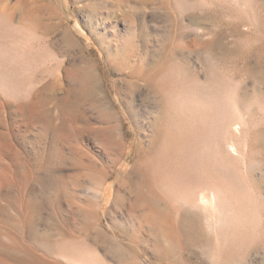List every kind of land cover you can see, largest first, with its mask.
<instances>
[{
	"label": "rangeland",
	"instance_id": "obj_1",
	"mask_svg": "<svg viewBox=\"0 0 264 264\" xmlns=\"http://www.w3.org/2000/svg\"><path fill=\"white\" fill-rule=\"evenodd\" d=\"M1 50L0 264H264V0H0ZM132 135L219 208L127 214Z\"/></svg>",
	"mask_w": 264,
	"mask_h": 264
},
{
	"label": "bare ground",
	"instance_id": "obj_2",
	"mask_svg": "<svg viewBox=\"0 0 264 264\" xmlns=\"http://www.w3.org/2000/svg\"><path fill=\"white\" fill-rule=\"evenodd\" d=\"M4 49V48H3ZM2 49V50H3ZM0 51V64L3 65L5 68H7L6 71H4L2 79H3V85L9 86L8 82H11V76H10V61L11 57L9 55H6L5 51ZM8 56V57H7ZM126 103L130 104V101ZM128 106V110H129ZM164 119V122L162 123V120ZM155 121L153 124L155 125L153 129V140L151 141L152 145H155V142H158V137H162V133L165 134V127L169 124L167 122L170 121V116L164 111V107L160 109V111L157 112V116L155 118ZM125 134H118L115 137L118 140V143L120 145L121 149V159L124 160L127 158V143L125 141ZM132 141L135 143V152L134 157L130 161V171L126 175H122V178L119 181V185L116 188V196H119L121 199V205L123 208H126L128 206V210L126 208V212L128 214H131L132 211H134V202H131V197L137 198V194L140 192V188H143L145 190H152V184L160 182V185L164 190L167 191V193H171L172 189H176L177 191L181 192H187L190 194L188 199L184 200V204L187 206H193L195 204L200 205H211V207L219 208L220 205V197L221 193L219 189L216 186H212L209 189H206V192H198V185L197 183H188L184 182L183 187L180 183L182 180V177L177 173L175 170H171V163L174 162V159L177 156L175 153V146L177 144V141L173 138H167L168 143L162 142V145L160 147V154L153 155L151 152L149 153L150 147H142L139 140L132 135ZM230 147H232V152H234L235 146L232 144ZM146 156V157H145ZM116 179V178H115ZM147 182L146 185H142L143 182ZM106 182V180L104 181ZM180 184V185H179ZM105 190H103L100 194L104 193ZM120 194V195H119ZM208 195V196H207ZM100 196V195H99ZM98 194L95 193V197L99 198ZM102 198V197H101ZM101 198L99 201H101ZM131 202V203H130ZM100 203V202H99ZM158 211L160 212L161 209L159 208Z\"/></svg>",
	"mask_w": 264,
	"mask_h": 264
}]
</instances>
